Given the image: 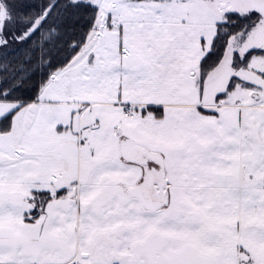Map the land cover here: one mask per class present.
<instances>
[{"label": "snow or ice", "instance_id": "obj_1", "mask_svg": "<svg viewBox=\"0 0 264 264\" xmlns=\"http://www.w3.org/2000/svg\"><path fill=\"white\" fill-rule=\"evenodd\" d=\"M12 6L0 264H264V0Z\"/></svg>", "mask_w": 264, "mask_h": 264}, {"label": "trees", "instance_id": "obj_2", "mask_svg": "<svg viewBox=\"0 0 264 264\" xmlns=\"http://www.w3.org/2000/svg\"><path fill=\"white\" fill-rule=\"evenodd\" d=\"M9 8L11 17L13 19L12 26L16 27H32L35 23L34 19L38 20L37 24L40 22V18L42 16V12H37L33 10H28L27 13L21 12L18 7H13V0H2ZM36 22V21H35ZM36 24V25H37ZM35 25V26H36ZM33 26V27H35ZM32 27V28H33ZM54 25L45 22V24L41 25L37 32L34 34L33 39L39 44L44 37L52 36V28Z\"/></svg>", "mask_w": 264, "mask_h": 264}, {"label": "rangeland", "instance_id": "obj_3", "mask_svg": "<svg viewBox=\"0 0 264 264\" xmlns=\"http://www.w3.org/2000/svg\"><path fill=\"white\" fill-rule=\"evenodd\" d=\"M12 21H13V19L11 17V14H10L8 6L2 0H0V26L11 27L12 26ZM37 21L38 20L34 19L33 22L35 24L33 26H35L37 24ZM32 27H29V29H31ZM0 103H2L4 106H7L9 101H3V102H0Z\"/></svg>", "mask_w": 264, "mask_h": 264}, {"label": "crops", "instance_id": "obj_4", "mask_svg": "<svg viewBox=\"0 0 264 264\" xmlns=\"http://www.w3.org/2000/svg\"><path fill=\"white\" fill-rule=\"evenodd\" d=\"M207 47V44H205V48Z\"/></svg>", "mask_w": 264, "mask_h": 264}]
</instances>
